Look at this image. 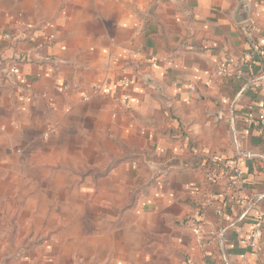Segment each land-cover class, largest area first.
<instances>
[{
	"label": "crops",
	"instance_id": "obj_1",
	"mask_svg": "<svg viewBox=\"0 0 264 264\" xmlns=\"http://www.w3.org/2000/svg\"><path fill=\"white\" fill-rule=\"evenodd\" d=\"M237 9L0 0V264H264V199L253 248L242 189L231 195L223 170L239 151L264 157V61L245 59L264 48V0H251L253 33ZM242 165V194L264 195V172Z\"/></svg>",
	"mask_w": 264,
	"mask_h": 264
},
{
	"label": "built area",
	"instance_id": "obj_2",
	"mask_svg": "<svg viewBox=\"0 0 264 264\" xmlns=\"http://www.w3.org/2000/svg\"><path fill=\"white\" fill-rule=\"evenodd\" d=\"M248 26H249V30L251 33L255 32V24L248 23ZM261 39L264 41V33L261 35ZM245 59L250 60V61H256V60L264 61V48L256 47V48L246 52L245 53ZM15 69H16V66H14V70ZM217 75L222 76V77H232V74L225 68L219 69ZM258 81L259 80H252L249 82V85L253 86V87H258V86H260ZM261 87H262L261 88L262 91L264 92V85ZM95 91H99V89L97 88V89H95ZM109 93H110L109 90L103 91L104 95H108ZM258 121H259V125H258L259 134L263 136L264 135V106H263V109L259 115ZM238 157H239V159L228 161L224 165L225 167L223 168L224 173H225L224 176L228 180V185H229L228 190L231 193V195H233V196H234V194L236 195L237 188L241 187V185L243 184V181H244V172H243L242 160H252V161L256 160V161H263L264 162V157L259 156L258 154L254 153L252 151H249V150L248 151H239ZM213 170H214V168L210 164L205 169V178L210 184L219 183V181L221 179L219 176H217L214 173ZM233 196H232V199H233ZM236 198L238 199V197H236ZM215 199H216L215 194L207 193L203 197V200L201 201L202 206L204 208L210 207L212 205V203L215 201ZM263 199H264V195L258 196L256 198L252 199L244 207L243 213H242L240 219L243 221L245 219H247L249 212L254 210L255 207L257 206V203L259 201H262ZM217 215L219 218H222L224 215V210L223 209L218 210ZM261 221H262V216H259L256 220L252 221L255 224V228L253 229V231L251 232V235L249 237L248 245L250 247L257 248V241L260 238V230H261V223H262ZM201 222H202V220H201ZM194 233L197 236H202L204 234L202 223L198 222L195 224ZM221 236L223 237V235H221ZM225 264H227L226 261H225Z\"/></svg>",
	"mask_w": 264,
	"mask_h": 264
},
{
	"label": "water",
	"instance_id": "obj_3",
	"mask_svg": "<svg viewBox=\"0 0 264 264\" xmlns=\"http://www.w3.org/2000/svg\"><path fill=\"white\" fill-rule=\"evenodd\" d=\"M237 3H238V9L236 11L237 23L239 25L249 23L250 22V11H251V0H237ZM32 54L29 55V61H34V58H32ZM168 170L169 168L162 169L161 171H159V173L156 174V176L162 175L163 173H166Z\"/></svg>",
	"mask_w": 264,
	"mask_h": 264
},
{
	"label": "rangeland",
	"instance_id": "obj_4",
	"mask_svg": "<svg viewBox=\"0 0 264 264\" xmlns=\"http://www.w3.org/2000/svg\"><path fill=\"white\" fill-rule=\"evenodd\" d=\"M43 170L42 169H38L37 167H34L33 166V180H32V183H31V185H33V187L34 188H38V187H40L41 185L43 186V185H45V183H44V179H42L41 177H40V172H42ZM24 174V173H23ZM24 176V175H23ZM25 186H28L25 182H24V180L21 182V187H25ZM40 197V196H39ZM39 197L38 196H34L33 195V201H35L36 200V204L38 205V204H40V203H42V204H44V202H42L40 199H39ZM61 198V196L59 195V199ZM232 199V198H231ZM233 200V199H232ZM231 200V201H232ZM23 202L24 201V196H21V199H20V202ZM44 213V210H42L41 212H39V211H37L36 212V214H38L37 215V217H38V220H43L44 221V219H45V217L44 216H41V214H43ZM40 216H41V219H40ZM42 221V222H43ZM34 229V228H33ZM39 230H41V232H43V230H44V227H40V229Z\"/></svg>",
	"mask_w": 264,
	"mask_h": 264
},
{
	"label": "trees",
	"instance_id": "obj_5",
	"mask_svg": "<svg viewBox=\"0 0 264 264\" xmlns=\"http://www.w3.org/2000/svg\"><path fill=\"white\" fill-rule=\"evenodd\" d=\"M254 169H255V171L256 172H264V162L263 161H254ZM248 178L247 177H245L244 178V181H243V184H242V186L240 187L241 189H242V192L244 191V189L247 187V186H249V183H248ZM242 192L241 191H239V194H238V196H239V200H240V202H239V206H241V207H243V206H246L251 200H252V197H251V195L250 196H245V195H243L242 194ZM253 211V210H252ZM255 214H252L251 212H249V214H248V216H247V219H251V221L253 220H256L257 219V217H255L254 216Z\"/></svg>",
	"mask_w": 264,
	"mask_h": 264
}]
</instances>
